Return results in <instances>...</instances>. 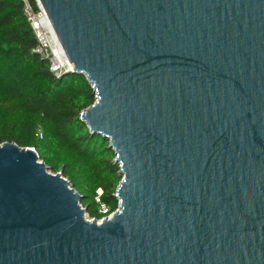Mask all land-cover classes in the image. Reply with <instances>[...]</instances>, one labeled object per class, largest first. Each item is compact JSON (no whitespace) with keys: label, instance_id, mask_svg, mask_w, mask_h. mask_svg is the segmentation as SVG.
<instances>
[{"label":"water","instance_id":"1","mask_svg":"<svg viewBox=\"0 0 264 264\" xmlns=\"http://www.w3.org/2000/svg\"><path fill=\"white\" fill-rule=\"evenodd\" d=\"M96 101L118 208L0 145V264H264V0H40Z\"/></svg>","mask_w":264,"mask_h":264},{"label":"trees","instance_id":"2","mask_svg":"<svg viewBox=\"0 0 264 264\" xmlns=\"http://www.w3.org/2000/svg\"><path fill=\"white\" fill-rule=\"evenodd\" d=\"M29 1L38 9L36 0ZM37 45L25 1L0 0V71L11 84L0 98V145L9 141L35 148L55 173L75 166L91 189L81 194V204L99 220L107 215L99 211L101 205L109 214L118 208L115 193L122 174L109 140L96 133L90 137L80 119L96 101L95 91L84 75L56 76L50 61L34 52ZM40 126L43 138L36 135Z\"/></svg>","mask_w":264,"mask_h":264},{"label":"built area","instance_id":"3","mask_svg":"<svg viewBox=\"0 0 264 264\" xmlns=\"http://www.w3.org/2000/svg\"><path fill=\"white\" fill-rule=\"evenodd\" d=\"M24 1L25 12L38 40V45L34 49V52L50 61V70L56 76L71 72L75 66L65 52L51 19L42 3L40 0H36L38 9H35L29 0ZM103 212L108 214V208L106 207Z\"/></svg>","mask_w":264,"mask_h":264},{"label":"rangeland","instance_id":"4","mask_svg":"<svg viewBox=\"0 0 264 264\" xmlns=\"http://www.w3.org/2000/svg\"><path fill=\"white\" fill-rule=\"evenodd\" d=\"M4 74L2 71H0V98L2 96V94H4L6 91H7V88H11V84L9 83V81L7 79H5L4 77ZM36 135L39 136L40 138H43L45 137V127L43 126H40L38 127L37 131H36ZM68 167V166H67ZM50 172L52 173H55L53 170H51L49 168ZM66 173V174H65ZM62 174L65 178L68 179V181H70V183H75L76 184V187H77V191L80 193V194H90L91 193V189H90V186L88 185L87 183V179H83L82 180V174L81 173H77L76 172V168L74 166L73 167H69L67 169H65L64 171H62ZM72 178L73 181H71L70 179ZM74 187V186H72ZM99 193H101L100 190H98ZM85 204H83V207L86 208L84 206ZM106 207H104L103 205L100 206V210L99 211H104ZM105 214V213H104ZM111 214V213H110ZM109 213L106 215H110ZM86 217L89 219V220H95L96 218L92 217L89 212L87 211L86 209ZM102 219V218H101ZM99 219V220H101ZM98 220V219H96Z\"/></svg>","mask_w":264,"mask_h":264}]
</instances>
